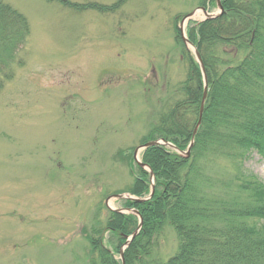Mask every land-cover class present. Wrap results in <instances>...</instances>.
<instances>
[{"label": "rangeland", "instance_id": "1", "mask_svg": "<svg viewBox=\"0 0 264 264\" xmlns=\"http://www.w3.org/2000/svg\"><path fill=\"white\" fill-rule=\"evenodd\" d=\"M4 1L27 17L30 36L0 92V264H91L107 198L129 192L134 150L186 78L176 27L200 0H124L111 12ZM245 167L264 181V157L251 153ZM213 168L230 176L227 161ZM108 204L126 207L116 197ZM158 239L166 260L178 235L167 224ZM105 243L117 253L113 236Z\"/></svg>", "mask_w": 264, "mask_h": 264}, {"label": "trees", "instance_id": "2", "mask_svg": "<svg viewBox=\"0 0 264 264\" xmlns=\"http://www.w3.org/2000/svg\"><path fill=\"white\" fill-rule=\"evenodd\" d=\"M49 1L77 11L111 12L124 0L112 5ZM215 1L200 4L213 6ZM222 3L220 17L191 22L187 28L209 81L201 125L189 158L159 145L144 151L143 162L155 173V193L143 203L124 201L144 219L125 251V264H264V181L245 167L251 153L264 157V0ZM29 36L27 17L0 0V92L22 63L19 55ZM176 41L187 75L169 92L166 109L142 143L163 137L186 149L199 120L204 87L200 67L177 27ZM218 161L230 164L228 178L217 177L221 171L213 164ZM138 173L128 190L143 196L150 192L149 173L141 167ZM167 224L179 243L162 260L156 249ZM137 225L134 214L109 211L105 228L90 237L89 262L121 264L117 253ZM105 235L117 241V253L106 246Z\"/></svg>", "mask_w": 264, "mask_h": 264}, {"label": "water", "instance_id": "3", "mask_svg": "<svg viewBox=\"0 0 264 264\" xmlns=\"http://www.w3.org/2000/svg\"><path fill=\"white\" fill-rule=\"evenodd\" d=\"M217 4H218V7H219V11L217 13H209L206 10L205 7H200V8L195 9L191 13L185 15L182 18L181 23L179 25V30H180V34H181L182 40L187 45V47L189 49H191L192 52L194 53L195 58H196L198 64L200 65V68H201V71H202V74H203V81H204V95H203L202 104H201L200 119H199V121H198V123H197V125H196V127L194 129V136H195V134H196V132H197L199 126H200V123H201V117H202V113H203V109H204V105H205V101H206V97H207V93H208V78H207V73H206V70H205V66H204L202 57H201L197 47L188 39V37L186 35L185 25L190 19H192L194 16H196L199 11H202L204 13L205 19H213V18H216V17L220 16L223 13L224 8H223L221 0H217ZM159 144H163L165 146H168V147L176 150L181 155H185L186 157H188L190 155V150H191V148L193 147V144H194V138L191 140V143H190V145H189V147H188V149L186 151L180 150L178 147H176L175 145H173L172 143H170L169 141L164 140V139L152 140V141H149V142H147V143H145L143 145L138 146L135 149L134 157H135L137 162L142 167H147L149 169V172H150V175H151L152 193L149 196H147V197H135V196L127 195V194H118V195H115L113 197L132 199V200H134L136 202H144V201H146V200H148V199H150L152 197L154 189H155L154 173L148 166H146L144 163H142L138 159V153L141 151V149L147 148V147L152 146V145H159ZM110 198L111 197H109L107 199V203H108ZM116 211L117 212H121V213L125 212V211L126 212H132V213H134V214L139 216V225H138L137 229L132 233V235H130V236H128L126 238L127 239L126 243L121 249V259H122L123 264H125L124 263V249H125V247H128L131 244V242L135 239V237L140 232V230L142 228V225H143V218L141 217V215H140V213H139V211L137 209H129V210H127V209H125V210L117 209Z\"/></svg>", "mask_w": 264, "mask_h": 264}, {"label": "bare ground", "instance_id": "4", "mask_svg": "<svg viewBox=\"0 0 264 264\" xmlns=\"http://www.w3.org/2000/svg\"><path fill=\"white\" fill-rule=\"evenodd\" d=\"M133 232H134V231H133ZM139 234H140V232L138 233V235H139ZM138 235H137V236H138ZM137 236H136V237H137Z\"/></svg>", "mask_w": 264, "mask_h": 264}]
</instances>
